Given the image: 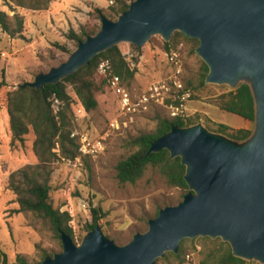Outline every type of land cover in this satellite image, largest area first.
<instances>
[{
  "label": "water",
  "instance_id": "1",
  "mask_svg": "<svg viewBox=\"0 0 264 264\" xmlns=\"http://www.w3.org/2000/svg\"><path fill=\"white\" fill-rule=\"evenodd\" d=\"M174 31L196 38L206 83L249 85L254 129L243 140L212 132L201 123L172 125L147 154L166 149L180 157L189 190L159 208L146 230L117 244L97 224L76 244L62 232V249L39 264H155L178 251L183 238H221L234 256L264 263V0H132L116 19L77 43L60 64L19 86L42 88L74 73L99 52L120 42L140 48L150 36L165 41ZM242 81L241 83H239Z\"/></svg>",
  "mask_w": 264,
  "mask_h": 264
},
{
  "label": "rangeland",
  "instance_id": "2",
  "mask_svg": "<svg viewBox=\"0 0 264 264\" xmlns=\"http://www.w3.org/2000/svg\"><path fill=\"white\" fill-rule=\"evenodd\" d=\"M112 3L109 0H51L49 7L43 10L16 7L15 12L24 18L21 33L11 37L0 29V79L6 82L0 88V252L5 253L9 263L16 262L17 256L24 257L27 263H33L39 260L43 250L51 255L62 247L46 223L30 213L17 210L19 206L15 194L6 187L11 171L37 161L32 150V131L25 135L23 143L10 144V130H7L5 116L6 94L23 82L33 81L36 74L47 72L64 61L75 49L74 42L66 37L69 29L78 32L82 26L98 23L92 16L93 6L105 8ZM0 9L9 15L14 13L3 4V0H0ZM174 32L168 41L159 34L150 36L139 50L130 42L118 43L122 53L139 55L137 62L132 56L135 74L124 85L132 92H140L153 81L168 79L175 68L168 61L166 53L175 50L180 69L177 77L192 92L186 102L185 118L196 120V123H201L208 130L223 135L226 134L217 130L218 123L253 131L254 121L217 106L218 95L233 87L227 83L205 81L203 85L199 84L202 59L195 52L198 44L174 36ZM166 42L170 43L168 48ZM55 43L64 44L66 50L59 49ZM70 94L74 98L72 109L75 129L78 131L102 133L107 129L109 120L118 113L117 98L109 86L98 94L97 107L88 112L77 113L80 105L74 93L70 91ZM157 115L168 116L167 108L152 104L145 112L121 117L118 127L109 132L104 141V149L97 156L83 157L75 166L67 163L66 159H56L52 163L50 198L60 210L65 208L70 199L74 212L71 224L76 244L81 242L87 232L86 224L91 221V213L79 209L80 199L101 209L104 215L98 224L104 234L117 244H124L135 232L146 230V220L154 217L159 208L181 200L180 191L168 186L153 169H149L133 184H122L116 178V163L130 151L128 140L141 133L152 132ZM193 239L194 243L186 241L183 245L186 249L183 261L188 254L190 264H199L200 243L197 238ZM193 244L195 250L191 247ZM168 261L161 259L155 264H167ZM248 261L249 264H264L255 259Z\"/></svg>",
  "mask_w": 264,
  "mask_h": 264
},
{
  "label": "trees",
  "instance_id": "3",
  "mask_svg": "<svg viewBox=\"0 0 264 264\" xmlns=\"http://www.w3.org/2000/svg\"><path fill=\"white\" fill-rule=\"evenodd\" d=\"M50 1L3 0V3L14 13L9 15L4 10H0V29L11 37L21 33L24 18L15 12L16 7L43 10L49 7ZM131 1L114 0L105 8L93 6L92 16L98 23L82 26L78 32L69 29L66 37L72 40L76 47L79 41L98 31L102 16L116 19ZM174 36H180L187 41L198 44L196 38L185 36L180 31H175ZM165 44L168 48L170 43L166 42ZM54 45L63 51L66 50L64 44L55 43ZM132 46L139 50L134 44ZM138 56V54L133 55L135 62H137ZM105 60L110 63V72L118 75L123 83H129L134 77L135 68L129 66L119 45L115 44L99 52L87 64L55 83H47L42 88L18 85L6 94L10 144L23 143L25 135L32 131L34 134L32 150L37 159L33 164H26L11 171L7 177L6 187L15 194V201L19 206L17 210L30 213L46 223L61 247V233L68 234L74 241V232L69 224V213L60 210L58 206H54L50 198L52 163L56 159H73L78 154L77 136L71 135L76 127L74 110L72 109L74 98H72L70 91L74 93L77 104L85 111L95 109L98 105V94L109 86V76L98 72L99 63ZM201 63L199 84L203 85L208 67L202 60ZM4 85L6 82L2 78L0 79V88ZM52 96L58 97L62 102L60 110L56 113L51 107L50 98ZM217 106L246 120L253 121L254 119V99L250 87L246 83H241L219 94ZM196 122V120L180 116L157 115L155 128L152 132L141 133L128 140L127 146L130 151L121 157L115 165L117 180L122 184H133L143 177L149 169H153L165 180L168 186L177 188L182 197L189 188L184 179L185 166L181 163L180 157L171 158L166 149L149 154H147V150L151 142L167 132L172 125L188 126ZM217 130L236 140L246 139L251 133L248 128H230L224 123H218ZM157 212L158 210L155 216ZM90 213L91 221L86 224L85 231L93 229L104 215L99 207H92ZM195 238L200 243L199 264H249V261L234 256L229 243L222 241L219 237L198 236ZM186 241L194 243L195 239H181L176 253L167 251L163 257L156 259V263L161 259H169L167 264H182L186 254L183 245ZM191 247L196 249L194 244ZM47 254L49 253L43 250L39 260L33 263H27L22 256H17L16 262L9 263L5 253L1 251L0 264H39Z\"/></svg>",
  "mask_w": 264,
  "mask_h": 264
},
{
  "label": "built area",
  "instance_id": "4",
  "mask_svg": "<svg viewBox=\"0 0 264 264\" xmlns=\"http://www.w3.org/2000/svg\"><path fill=\"white\" fill-rule=\"evenodd\" d=\"M110 3L113 0H109ZM125 60L131 68L135 67L132 60L133 54L130 52L123 53ZM168 61L174 66L175 71L173 75L169 76L166 80H156L151 82L140 92H132L129 90L122 79L110 72V63L105 60L99 63L98 72L109 76V87L115 94L118 102V113L112 117L107 125V129L100 133L93 134L89 131H78L75 129L71 135L77 136L78 139V154L73 159H66V162L72 165H77L81 162L83 157H94L101 153L104 149V141L106 140L109 132L114 130L119 125L121 117L132 116L148 110L152 104H160L165 106L168 111L169 117L180 116L185 118L186 102L191 98V90L187 88L182 81L177 77L180 72L178 53L175 50H170L166 53ZM51 107L54 113L58 112L62 106L61 100L52 96L50 98ZM77 113L85 112L82 107L76 110ZM80 210H91L92 207L88 201L79 200ZM70 215L69 224L72 226L73 208L70 199L67 200L65 208ZM190 256L187 254L185 261L182 264H190Z\"/></svg>",
  "mask_w": 264,
  "mask_h": 264
},
{
  "label": "crops",
  "instance_id": "5",
  "mask_svg": "<svg viewBox=\"0 0 264 264\" xmlns=\"http://www.w3.org/2000/svg\"><path fill=\"white\" fill-rule=\"evenodd\" d=\"M4 4V3H3ZM5 5V4H4ZM0 10H4V9H0ZM49 13H51L50 11H49ZM5 116H6V127H7V130L9 131V127H8V114H7V110H6V113H5ZM245 128V127H244ZM7 131V132H8ZM6 135H7V133H6Z\"/></svg>",
  "mask_w": 264,
  "mask_h": 264
}]
</instances>
